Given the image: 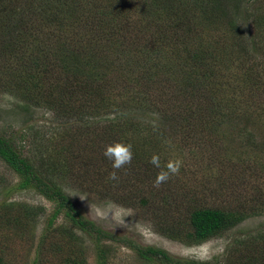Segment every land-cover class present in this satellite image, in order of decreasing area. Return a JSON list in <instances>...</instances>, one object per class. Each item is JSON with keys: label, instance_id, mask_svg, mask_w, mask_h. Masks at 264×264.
Returning a JSON list of instances; mask_svg holds the SVG:
<instances>
[{"label": "rangeland", "instance_id": "1", "mask_svg": "<svg viewBox=\"0 0 264 264\" xmlns=\"http://www.w3.org/2000/svg\"><path fill=\"white\" fill-rule=\"evenodd\" d=\"M229 1L228 9L223 12V17L212 16L211 19L208 15L203 17L202 12H197L194 14L195 23L179 28L177 31L190 30L187 36L176 40L181 41L183 48H187V44H190L189 49H192V52H182L173 58L168 56L167 66H159V68L165 74H176L181 69L189 70L194 66L191 64L194 62L185 66L182 60L189 58L196 46L202 49L205 46L206 48L211 46L214 57L206 59L207 63L204 67L213 66L217 76L215 77L218 79L215 88L220 81H224L225 86H222L219 94L227 93L235 96H230L229 99L232 102L233 98H236V102H238V95H240L244 98V101L240 103L243 111L262 112L264 110V0ZM93 2L105 5L93 9L91 2L89 8L85 10L86 15L91 19L100 16L99 11H103V9L106 11L109 4L114 14L118 11L122 12L123 20L131 15L135 16L141 24L156 27L152 22L154 17H158V14L161 13L160 10L157 11L158 13H155L154 10L147 13L148 7L144 5L145 0H94ZM188 4L189 7H192L194 1H189L186 5ZM16 7L19 8L16 11L21 12V16L13 18L10 16V20L0 21V44L2 42L19 43L16 44L17 53L14 52V63L11 65L20 61V66L29 71L34 69L32 59L36 53L33 52L35 43L27 39H18L16 33H8L4 29L16 27V23H19L24 16L32 18L34 13H40L41 7L38 8L36 3L34 4L31 0H0V19L8 18V11L13 13ZM24 9L27 11L25 14H23ZM186 9L189 10V8ZM256 15L263 21L258 26L255 24ZM11 19L15 20L11 21ZM6 23L12 24L5 26ZM87 24L89 25V23ZM33 26L34 24L31 25V27ZM52 27L54 26L52 25ZM60 27L68 30L73 25L68 22L62 26H56L57 29ZM57 29L55 30L58 31ZM84 29L78 27L61 35L62 37H67L66 34L72 36V32L78 34ZM123 32L128 36L127 30ZM241 36H243L242 40L238 41ZM36 37L41 40L44 33L40 32ZM250 39L255 40L251 43ZM145 42L144 33L135 42L137 44L130 43L129 40L117 42L115 39L99 42L102 51L108 54L118 52L115 57L112 56V62L106 66L109 76L114 77L115 73L120 72V74L126 73L128 69H136L143 75L144 71L152 66L147 63V54L144 53L143 44ZM124 46L126 47L123 48ZM167 48L171 49V46H167ZM122 52H124L122 57L117 58V55L120 56ZM125 60H130V63L124 64ZM1 66H4V74L8 75V71L5 69L7 63L0 65V68ZM31 66L32 68H30ZM96 66L100 65L91 67ZM166 68L170 70L165 72ZM194 68L200 72L198 67L194 66ZM248 68L251 70H247ZM246 70L250 78H246ZM102 77L106 78L107 76L103 75ZM143 79L144 83L146 76ZM7 81L6 76L0 78V132L5 136L14 137L21 152L28 157L34 158L37 152L39 157L52 156L53 160L61 159L60 164H57L58 173L54 175L57 176L64 192L72 198L77 209L85 218L94 221L103 229L127 235L136 243L166 249L174 257L214 261L215 264H226L227 257L237 253L240 248L239 243L247 236L262 241L264 245V173L259 174L264 167V150L259 148L264 143V116L259 118V116L251 114L248 130H244L245 132L250 131V136L246 138L244 136L248 132L245 135L238 129L243 127V120H237L235 119L237 116H234L231 121L233 125L223 123L215 127V130L213 129L214 132L216 131L215 134L201 131L194 138L187 137L186 139L181 137L180 133L174 135L170 133L169 129L173 128L166 121H162L159 116L155 117V120L154 117L147 115L142 117V120H146L145 124L156 127L153 129L154 133L147 134H150L149 141H146L147 136H139L138 133H134L137 137L134 138L135 147L144 151V160L150 161L155 151L163 165H166L169 160L177 158L183 161L179 174L170 179L171 189L167 188L176 191V198L175 194L171 195V199L174 200L169 204L171 207L164 208L156 205L144 207L138 205L137 196L127 190L121 191L123 200L111 201L108 196L104 197L103 195L106 194L107 189L100 190L94 187L85 176H81L80 172H83L87 166L104 158L105 149L98 147L100 142V144L104 143L98 138L107 134L105 133L107 131L102 130L105 126L103 123H95L90 127L91 134L85 135L82 130L77 129L83 125L82 122L74 123L76 119L69 120L67 118L72 113L71 111L66 110L65 113L64 109H57L56 106L51 108V106L36 104L30 99L21 98L14 90H6ZM157 85L158 83L155 88ZM116 91L117 88L114 89L115 93ZM254 93L256 96L252 97ZM75 98L72 103L77 108L78 104L84 102V98L81 95ZM113 115L112 113L111 117ZM152 115L157 116L156 114ZM104 116H110V114L102 116L96 114L88 119L103 122L106 118ZM79 123L81 124L78 125ZM157 127L159 128L157 129ZM95 137L97 139L93 141ZM246 141L249 144H246ZM186 144H190V146L184 147ZM251 144H254L255 148ZM159 146L161 150H159ZM183 149L185 151L182 153ZM190 149L194 152H189ZM241 153L242 156L239 155ZM87 160H91L90 163L89 161L87 163ZM209 160L210 163L207 165ZM67 161L70 164L69 168L73 170L71 173L64 172ZM62 169L63 171L59 173ZM60 176L63 177L62 180ZM19 180V177L0 160V181H3L7 186L14 187ZM5 195L6 193H4ZM1 198L0 194V200ZM9 198L18 204L29 205L31 213H26L24 220L28 225L23 229H18L19 225H14L13 222L5 223L0 216V254H4L6 260L12 264H69L68 257L77 253H71L69 242L74 241H70L61 231L71 226L74 227L71 220L62 212L49 225L56 205L34 189L14 191ZM194 206L223 208L232 212H242L240 210L244 207L247 208V216L236 226L223 230L202 244H188L185 237V240L181 241L162 235L156 230L159 219L164 222H173L177 218V221L188 224V216ZM18 207L20 206L16 205L14 211H26L25 208L17 209ZM3 212L0 210V213ZM74 228L77 236L84 241L87 247L85 253L87 263L98 264V253L94 249V244L90 242L89 236L76 227ZM47 231L48 236L45 237L46 242L44 243L41 238ZM106 242L109 244L107 264H143L136 251L129 246L118 242Z\"/></svg>", "mask_w": 264, "mask_h": 264}, {"label": "trees", "instance_id": "2", "mask_svg": "<svg viewBox=\"0 0 264 264\" xmlns=\"http://www.w3.org/2000/svg\"><path fill=\"white\" fill-rule=\"evenodd\" d=\"M31 1L34 4L36 3L38 8L41 7L40 13H34L32 18L24 16L19 23H16V27L4 30H7L8 33H16L18 39H27L35 43L33 52L36 53L32 59L34 69L27 71L20 66V61L15 65H11L14 63V52L17 53L15 50L16 44L19 43L2 42L3 44H0V65L7 63L8 68L5 69L8 71V75L4 74V66H1L0 78L6 76L8 80L6 90H14L21 98L30 99L36 104L48 105L51 108L56 106L57 109H64L65 113L66 110L71 111L72 113L67 118L69 120L76 119L74 123L82 122L83 125L77 129L82 130L85 135L91 134L90 127L95 123H103L105 126L102 130L107 131L105 132L107 134L102 135V138H98L104 141V143L100 144V142L98 144L99 148L106 150L108 145L120 141L133 145L132 163L117 171L118 181L109 179V175L114 169L112 168V161L104 154V158L99 159L100 163L95 161L87 166L83 172H80L81 176H85L94 187L100 190L107 189L108 191L103 195L104 197L108 196L111 201L123 200L121 191L124 190L131 191V194L137 196L138 205L144 207H151L152 205L164 208L171 207L169 204L174 202L171 195L175 194L176 198V191L174 189L169 190L171 189V180L159 188L153 187V181L161 169L156 168L150 161H145L144 151L135 147L134 138L137 137L134 133H138L139 136H147L146 141H149L148 136L150 134H147L154 133L153 129L156 128L145 124L146 120H142L145 115L154 117V120L155 117L159 116L162 121H166L173 128L169 129L170 133H173V135L180 133L181 137L185 139L187 137L194 138L201 131L215 134L216 131H213L215 127L223 123L233 125L231 121L234 116H237L235 118L237 120H243V127L238 129L240 133L246 135L248 131L245 132L244 130H248L249 123H251V114H255L259 118L264 116V110L262 112L256 110L243 111L240 103L244 101V98L240 95H238V102H236V98H233L232 102L229 98L235 96L227 93L219 94L222 86H225L224 81H220L217 88H215L218 79H216L217 76L213 66L204 67L207 63L205 60L214 57L211 46L208 48L205 46L203 49L196 46L193 54L182 60L185 66L190 65L193 61L194 63L191 64L198 67L200 72L196 71L194 66L189 70L181 69L176 74H165L159 68V66H167L168 56L173 58L182 52H192V49H189L190 44H187V48H183L181 47V41L176 40L187 36L190 30L177 31L179 28L195 23L196 17L194 14L197 12H202L203 17L208 15L211 19L212 16L223 17V12L228 9L229 0H193L194 6L192 7H189V4L186 5L187 2L192 0H145L144 5L148 7L146 9L147 13L151 10H154L155 13H158L159 10L161 12L158 17H154L152 22L156 27L141 24L135 16L132 17L131 15L123 20L122 12L118 11L114 14L109 4L106 11L105 9L99 11L100 16L91 19L85 12L91 2L93 9L105 5L94 3V0ZM186 8H189V10ZM16 9L19 8L16 7L13 13L9 10V17H3L0 21H7L10 16L12 18L21 16V12L16 11ZM26 12V9H24L23 14ZM255 19L257 20L255 22L256 26L260 25V22L263 23L257 15ZM14 20L11 19V21ZM68 22L73 25L68 30L63 27L56 28L57 25L62 26L64 23L68 24ZM230 22L233 23V21ZM11 24L6 23L5 26ZM33 24V27H38L32 29L31 25ZM78 27H83V29L85 27V29L78 34L71 31L72 36L66 34L67 37H62L66 31L75 30ZM124 30L128 31V36L123 32ZM40 32L44 33L41 40L36 37ZM143 33L146 37V42L143 44L144 53L147 54V63L152 66L146 69L143 75L138 73L139 71L136 69H128L126 73L120 74V72L115 73L114 77L109 76L106 66L112 62V56L115 57L118 52L108 54L102 51L99 42L115 39L117 42L119 40L121 42L129 40L130 43H135ZM242 38L243 36L238 41H241ZM253 40L255 39H250V42L252 43ZM239 45H241L240 42ZM167 46H171V49H168ZM123 53L120 56L117 55V58H121ZM123 63L129 64L130 60H125ZM94 65H100L101 67H91ZM169 70L166 68L165 72ZM247 70H251V68ZM247 70L245 76L250 78ZM103 75L107 77L104 78ZM144 76H146V79L143 83ZM156 83L158 85L155 88ZM115 88H117L116 93L114 92ZM80 95L84 98V102L78 104L76 108L72 101ZM255 96L256 93L252 97ZM112 113L114 115L111 117ZM96 114L100 116L110 114V116H104L106 117L104 120L101 117L103 122L88 119ZM249 132L244 138L250 136ZM95 139L97 138H93V141H96ZM16 142L14 137L5 136L0 132V160L20 179L15 186L13 185L14 187L7 186L3 181H0V194L2 196L0 210L4 211L0 213V216L5 223L10 224L13 222L14 225H19L18 229H23L24 226L28 225L24 219L26 213H31V208L29 205L11 201L9 196L14 191L31 188L53 201L56 205L53 217L49 220V225L63 212L71 220L74 227L89 236L90 242L94 244V249L98 253V264L108 263L107 247L109 244L106 241L118 242L134 249L143 264H215L214 261L174 257L166 249L136 243L127 235L98 226L94 221L85 218L81 214L72 198L64 192L57 176L54 175L58 173L57 166L60 164L61 159L53 160L52 156L39 157L37 152L34 158L28 157L21 152ZM263 145L259 147L261 150H264ZM188 146L190 144H186L184 147ZM252 146L255 148L254 144ZM191 149L189 152H194ZM159 150H161L160 146ZM184 151L183 149L181 152ZM154 154H157V152L154 151ZM239 155L242 156V153ZM88 161L90 163L91 160H87V163ZM209 163L210 160L207 165ZM69 166L70 164L67 161L64 172L71 173L73 171ZM164 166L161 163V168ZM89 169L91 170L89 171ZM62 171L63 169L59 173ZM262 173H264V167H262V172L259 174ZM60 179L62 180L63 177L60 176ZM118 190H120L119 193H117ZM109 191L116 192L108 194ZM4 193H6L5 196ZM16 205L20 206L17 209L25 208L26 211H14ZM173 209L176 208L173 207ZM246 210L247 208L243 207L240 210L242 212H232L223 208L194 206L190 210L188 224L187 222L177 221V218L173 222H164L159 219L158 229L156 230L162 235L181 241H184L185 237L188 244H202V242L220 234L223 230L240 223L247 216ZM74 227L71 226L61 231L70 241H74L69 242L71 253H77L68 257L69 264H88L85 256L87 247L84 241L75 233ZM47 236L48 231L41 238L42 242H46L45 237ZM238 246L240 248L237 253L229 255L226 264H264V245L262 241L247 236ZM0 264L12 263L8 262L5 255L1 253Z\"/></svg>", "mask_w": 264, "mask_h": 264}, {"label": "clouds", "instance_id": "3", "mask_svg": "<svg viewBox=\"0 0 264 264\" xmlns=\"http://www.w3.org/2000/svg\"><path fill=\"white\" fill-rule=\"evenodd\" d=\"M104 155L112 161V168L114 169V171L110 173L109 179L118 181L119 177L117 171L132 163L134 156L133 145L122 141L115 142L106 147ZM150 163L156 168L161 169L157 173L156 180L153 184L155 188H159L162 184L167 183L173 176L178 175L183 166V161L177 158L175 160H169L167 164L161 168L160 157L156 154L151 157Z\"/></svg>", "mask_w": 264, "mask_h": 264}]
</instances>
